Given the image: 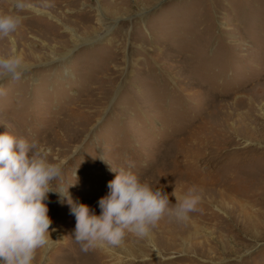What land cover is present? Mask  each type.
<instances>
[{"label":"rangeland","instance_id":"374dc122","mask_svg":"<svg viewBox=\"0 0 264 264\" xmlns=\"http://www.w3.org/2000/svg\"><path fill=\"white\" fill-rule=\"evenodd\" d=\"M23 4L0 0L23 17L12 39L30 66L0 80V133L67 161L53 189L99 215L110 164L131 162L173 204L172 190L202 191L188 220L165 215L150 240L88 252L50 191L54 242L34 264H264V0ZM10 48L0 39V54Z\"/></svg>","mask_w":264,"mask_h":264},{"label":"clouds","instance_id":"9594fccd","mask_svg":"<svg viewBox=\"0 0 264 264\" xmlns=\"http://www.w3.org/2000/svg\"><path fill=\"white\" fill-rule=\"evenodd\" d=\"M13 7H24L23 0H13ZM23 17L14 12H0V39L11 42L8 54H0V80L20 79L29 69L15 47L13 34ZM0 89V95H3ZM0 133V264H34L38 250L51 246L52 221L47 200L50 191H58L61 203H67L75 217L74 240L81 250L111 251L123 246L132 235L146 239L165 216L188 220L197 211L202 191L189 186L182 194L172 195L153 188L133 170L131 162L113 167L108 193L99 199L100 214L86 204L74 201L63 186L53 189L51 182L62 177L66 160L53 155V149L36 139L17 136L2 125ZM68 188V187H67Z\"/></svg>","mask_w":264,"mask_h":264},{"label":"bare ground","instance_id":"6f19581e","mask_svg":"<svg viewBox=\"0 0 264 264\" xmlns=\"http://www.w3.org/2000/svg\"><path fill=\"white\" fill-rule=\"evenodd\" d=\"M194 154H195V153H194ZM186 157H187V156H186ZM203 179H204V178H203ZM198 181H200V179H199V180H197V182H198ZM173 191H174V190H172V192H173ZM175 193H176V191H175ZM171 194H172V193H171ZM158 226H159L158 228H160V229H163V227H162L161 225H158ZM151 237H152V234H151V235H150L148 238H146V239H143V240H145V241H146V240H148V239L150 240V239H151Z\"/></svg>","mask_w":264,"mask_h":264}]
</instances>
